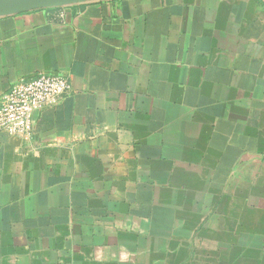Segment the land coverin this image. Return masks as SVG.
I'll return each instance as SVG.
<instances>
[{
	"label": "crops",
	"instance_id": "1",
	"mask_svg": "<svg viewBox=\"0 0 264 264\" xmlns=\"http://www.w3.org/2000/svg\"><path fill=\"white\" fill-rule=\"evenodd\" d=\"M25 0H0V3ZM0 264H264V0H77L0 17Z\"/></svg>",
	"mask_w": 264,
	"mask_h": 264
},
{
	"label": "built area",
	"instance_id": "2",
	"mask_svg": "<svg viewBox=\"0 0 264 264\" xmlns=\"http://www.w3.org/2000/svg\"><path fill=\"white\" fill-rule=\"evenodd\" d=\"M69 90L67 80L56 74H39L31 79H21L2 97L0 133L29 136L34 113L55 106Z\"/></svg>",
	"mask_w": 264,
	"mask_h": 264
},
{
	"label": "water",
	"instance_id": "3",
	"mask_svg": "<svg viewBox=\"0 0 264 264\" xmlns=\"http://www.w3.org/2000/svg\"><path fill=\"white\" fill-rule=\"evenodd\" d=\"M77 0H25L0 3V17L43 9L54 4H64Z\"/></svg>",
	"mask_w": 264,
	"mask_h": 264
}]
</instances>
